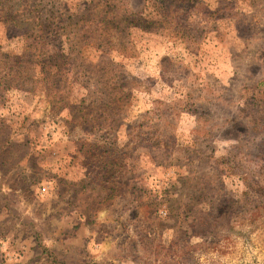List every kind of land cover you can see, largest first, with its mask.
<instances>
[{
	"label": "rangeland",
	"instance_id": "obj_1",
	"mask_svg": "<svg viewBox=\"0 0 264 264\" xmlns=\"http://www.w3.org/2000/svg\"><path fill=\"white\" fill-rule=\"evenodd\" d=\"M0 264H264V0H0Z\"/></svg>",
	"mask_w": 264,
	"mask_h": 264
},
{
	"label": "trees",
	"instance_id": "obj_2",
	"mask_svg": "<svg viewBox=\"0 0 264 264\" xmlns=\"http://www.w3.org/2000/svg\"><path fill=\"white\" fill-rule=\"evenodd\" d=\"M45 28H46V26H45Z\"/></svg>",
	"mask_w": 264,
	"mask_h": 264
}]
</instances>
